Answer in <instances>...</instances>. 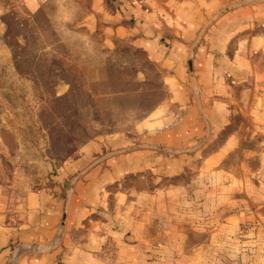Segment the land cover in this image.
<instances>
[{
    "label": "rangeland",
    "instance_id": "obj_1",
    "mask_svg": "<svg viewBox=\"0 0 264 264\" xmlns=\"http://www.w3.org/2000/svg\"><path fill=\"white\" fill-rule=\"evenodd\" d=\"M86 5L0 0L1 219L24 214L36 193L52 189L59 168L90 139L138 135L161 105L172 111L142 51L81 25ZM223 141L178 176L125 175L119 206L107 210L124 214L138 240L176 260L264 264V135Z\"/></svg>",
    "mask_w": 264,
    "mask_h": 264
},
{
    "label": "crops",
    "instance_id": "obj_2",
    "mask_svg": "<svg viewBox=\"0 0 264 264\" xmlns=\"http://www.w3.org/2000/svg\"><path fill=\"white\" fill-rule=\"evenodd\" d=\"M43 1L25 0L36 8ZM86 1L81 25L142 51L158 69L172 111L161 105L138 135L90 139L24 214L0 218V264H189L138 240L135 223L107 209L119 206L125 175L175 177L224 139L264 135V5ZM151 203L146 196L144 205Z\"/></svg>",
    "mask_w": 264,
    "mask_h": 264
}]
</instances>
